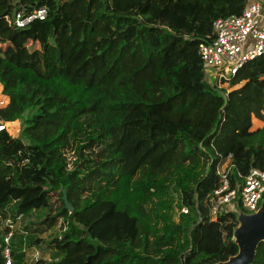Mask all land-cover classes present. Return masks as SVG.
I'll return each mask as SVG.
<instances>
[{
  "label": "trees",
  "instance_id": "obj_1",
  "mask_svg": "<svg viewBox=\"0 0 264 264\" xmlns=\"http://www.w3.org/2000/svg\"><path fill=\"white\" fill-rule=\"evenodd\" d=\"M248 1L0 0V119L23 125L21 136L0 132V264L6 248L11 264H28L18 220L31 244L53 252L33 264H216L238 254V214L209 218V194L230 154L231 188L264 170V125L251 129L264 122V54L232 90L221 87L222 110L198 47ZM43 7L47 16L23 28L6 19ZM252 264H264V241Z\"/></svg>",
  "mask_w": 264,
  "mask_h": 264
},
{
  "label": "built area",
  "instance_id": "obj_2",
  "mask_svg": "<svg viewBox=\"0 0 264 264\" xmlns=\"http://www.w3.org/2000/svg\"><path fill=\"white\" fill-rule=\"evenodd\" d=\"M42 13V14H41ZM47 16L45 7L31 13L22 10L14 16H7L10 24L20 28L27 26L35 19ZM214 36H208L199 42L198 52L207 68L217 73L218 86L229 85L232 77L249 61L264 54V0H249L240 14L220 17L213 22ZM9 123L0 119V132L9 130ZM231 154L217 168L222 185L210 193L208 204L209 218L233 211L239 215L244 212L253 214L260 210L264 201V170L253 168L242 184L231 188L229 173L232 168ZM234 166V165H233ZM180 213L188 214L190 210L181 206ZM14 227V225H11ZM12 233L6 237L8 243ZM11 264L10 248L5 250Z\"/></svg>",
  "mask_w": 264,
  "mask_h": 264
},
{
  "label": "water",
  "instance_id": "obj_3",
  "mask_svg": "<svg viewBox=\"0 0 264 264\" xmlns=\"http://www.w3.org/2000/svg\"><path fill=\"white\" fill-rule=\"evenodd\" d=\"M209 81V80H208ZM226 99L222 110L228 102V95L221 89L215 88ZM65 202L69 209H72L67 194H64ZM240 224L235 231V239L239 245V252L227 261L216 264H252L256 258L259 244L264 241V201L260 210L253 214L242 212L239 215Z\"/></svg>",
  "mask_w": 264,
  "mask_h": 264
},
{
  "label": "rangeland",
  "instance_id": "obj_4",
  "mask_svg": "<svg viewBox=\"0 0 264 264\" xmlns=\"http://www.w3.org/2000/svg\"><path fill=\"white\" fill-rule=\"evenodd\" d=\"M4 45V44H3ZM29 47L30 48H34V47H39V44L38 43H32V42H29ZM5 46V45H4ZM208 72H209V79L212 83H217V73L212 70V69H208ZM220 88V86H218ZM221 87H224V88H227L228 90H232L233 87H230L229 85H223ZM1 96H3L4 98H6V102L3 103V104H0V108L1 107H4L7 105L8 103V98L6 96H4V94L2 93V90H1V93H0ZM255 120L256 119H253V125H252V130H256V126H255ZM259 120V119H257ZM261 121V120H259ZM262 122V121H261ZM262 124V123H260ZM10 132L14 135V136H21L22 135V130H23V125H22V122L21 121H17L16 123H11L10 125ZM67 155H68V159L69 160H74L75 159V154L73 151H67ZM72 164H70L71 166ZM177 214H182L180 213V209L177 205ZM176 214V216H178ZM14 228L15 230L17 231L16 234H18V241H20L21 243H23V250L25 251L26 253V256H27V263L28 264H33L34 262H36L38 259L40 258H44V259H49L53 256V252H50V251H45L39 247H37L35 244L33 245V243L31 244V239L26 235H22L24 230H23V227L21 225V220H18L15 224H14ZM60 232V229L58 230ZM46 234V233H45ZM45 234L43 236H45ZM23 236V238H20L19 236ZM37 238L41 239V236L38 235Z\"/></svg>",
  "mask_w": 264,
  "mask_h": 264
},
{
  "label": "crops",
  "instance_id": "obj_5",
  "mask_svg": "<svg viewBox=\"0 0 264 264\" xmlns=\"http://www.w3.org/2000/svg\"><path fill=\"white\" fill-rule=\"evenodd\" d=\"M2 87V86H1ZM254 119H256L255 120V126H256V129H258V128H260V127H262L263 125H264V122L262 121H259V120H257V118H254ZM17 121H15V122H7V123H16ZM260 123H262V124H260Z\"/></svg>",
  "mask_w": 264,
  "mask_h": 264
},
{
  "label": "bare ground",
  "instance_id": "obj_6",
  "mask_svg": "<svg viewBox=\"0 0 264 264\" xmlns=\"http://www.w3.org/2000/svg\"><path fill=\"white\" fill-rule=\"evenodd\" d=\"M42 14V13H41Z\"/></svg>",
  "mask_w": 264,
  "mask_h": 264
}]
</instances>
